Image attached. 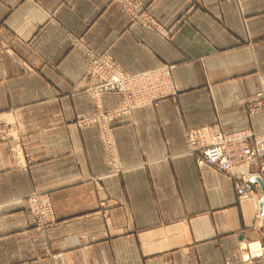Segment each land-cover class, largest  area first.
<instances>
[{
    "label": "crops",
    "instance_id": "crops-1",
    "mask_svg": "<svg viewBox=\"0 0 264 264\" xmlns=\"http://www.w3.org/2000/svg\"><path fill=\"white\" fill-rule=\"evenodd\" d=\"M133 9L157 26L131 22L115 0H0V113L18 120L22 161L0 138V264H226L242 241L264 243L261 196L240 199L235 179L199 167L186 134L264 130V106L250 109L264 84V0ZM78 39L126 74L169 66L177 90L109 122L117 172L98 124L79 122L96 106L77 86L88 65ZM34 191L51 195L55 227L33 225Z\"/></svg>",
    "mask_w": 264,
    "mask_h": 264
},
{
    "label": "built area",
    "instance_id": "built-area-1",
    "mask_svg": "<svg viewBox=\"0 0 264 264\" xmlns=\"http://www.w3.org/2000/svg\"><path fill=\"white\" fill-rule=\"evenodd\" d=\"M127 1L129 2L125 6L129 10L133 9V4L130 0ZM145 18L150 24L155 23L149 16ZM91 74H96V79L99 80V82L91 80L97 90L111 89L122 93L125 99L124 103H126L125 107L129 108L147 105L153 102L159 94L166 96L174 94L176 91L171 85L168 70L165 68L128 75L106 58L95 69H92ZM255 101L257 106H264V88L261 96ZM125 107L121 106L118 109H129H125ZM120 112L121 110H118L117 113ZM188 140L191 147L190 153L196 158L200 167H207L215 172L235 177H240L238 170L245 168L247 171H244L241 177L253 182L256 181V184H259L260 181L264 182V131L247 130L231 133L224 132L215 125H205L201 128L192 129L188 133ZM255 160L260 162V168L257 172L251 173L249 166ZM248 194V192L243 191L242 197H247ZM35 199L33 198V206H37ZM42 202L41 213H38V209L35 213L38 219L39 216L45 218V216L53 213L49 198H43ZM254 242L243 246L246 247L244 248V256L247 259L241 261V264H264V244L261 243V250L255 253L252 247ZM257 256L259 259L256 258Z\"/></svg>",
    "mask_w": 264,
    "mask_h": 264
},
{
    "label": "rangeland",
    "instance_id": "rangeland-1",
    "mask_svg": "<svg viewBox=\"0 0 264 264\" xmlns=\"http://www.w3.org/2000/svg\"><path fill=\"white\" fill-rule=\"evenodd\" d=\"M115 1H116V3L120 4L121 6H123L125 8H126L125 5L129 2L127 0H115ZM218 1H221V0H218ZM130 2L133 4V0H130ZM126 13L129 15V18H130L131 22H137V23L142 24V25L147 26V27L148 26H151V27H156L157 26V23H153V24L151 23L150 24L146 20V18H145L146 16L151 17V15L149 13L135 11L134 9H130ZM85 45L86 44H85V42L82 39H78L74 43V46L77 47L78 49H80L82 47L86 49V57L88 59V65H87V68H86V72H85L82 80L78 83L77 86H78L79 89L85 90L91 95V97L94 99L96 110H95L94 114H92L91 116H89L87 118L86 117L85 118L81 117V119H79V122L82 125H85V126L98 124L99 129H100V133H101L102 138H103V141H104V143L106 145V153H107L109 162L111 163L113 170L117 172V161H116V153H115V148H114L115 141H114V138H113V133H112V129L110 127V123L109 122L112 119H115V118L131 115L134 110L139 109V108H143L145 106L153 105L155 103H158L162 99L172 98L175 95H177V90H176V87H175L174 83L172 82V79H171V76H170V68H169V66L165 65V66L160 67V68H165V69L168 70L169 79L171 81V85L176 90L175 93L174 94H170V95H166V96H164V95L161 96L162 94H159V96L156 97L153 102H151V103H149L147 105H143V106H139V107L137 106L135 108L134 107L133 108L125 107L126 103H124L125 99H124V96H123L122 93L117 92V91H113L111 89H108V90L104 89L102 91L97 90L96 86L94 85V82H92V81L99 82V80L96 79V74L95 75L91 74L92 69H95L102 62V60L106 59V58L110 59L114 63V65H116L118 67H120V66L116 63L114 57L111 54H109V53H99V52H96L94 50H91L90 48L87 49V47ZM8 48H9V45L0 44V51H4V50H6ZM148 71H150V70H148ZM144 72H146V71H143V72H140V73H144ZM136 74H138V73H136ZM128 75H135V74H128ZM263 88H264V84H263ZM262 92H263V89H262ZM106 94H115V95L120 97V101L118 102V104L115 105L114 107H112L111 109L105 108L103 106L102 98ZM259 97H255L254 100L252 102H250L251 103L250 104V109L253 112L258 111V110H260V108L263 107V106L259 107L256 104L255 100L258 99ZM121 106L125 107V109H128V108L129 109L128 110H123L122 108L118 109ZM118 110H121V112L117 113ZM6 120L7 119L4 117V114L0 113V138L11 139L14 142V144L12 146H10L9 152L11 154V157H12V160H13V163L15 164V166L21 167L22 161L20 160V153H19V149L17 148V146H18L17 144L18 143L21 145V135H20L21 132H20V128H19L20 125H18V122H17L18 120L16 121V119H14L12 117L9 118L7 121ZM4 121H6L8 123H5ZM203 126H205V125H203ZM203 126H201V127H203ZM210 126H214V125H210ZM215 126H217L218 128L222 129L219 125H215ZM201 127H198V128H201ZM192 129H197V128L189 129L187 131V133H186L187 137H188V133ZM222 130L224 132H226L224 129H222ZM247 130L249 131L250 129H240V130L230 131V132L232 133V132L247 131ZM262 131H264V130H262ZM258 132H260V131H258ZM244 171H247V169H245V168L244 169H240V170H238V173L241 176H243L242 174H244ZM250 172L254 173V172H257V171H250ZM218 173H220V172H218ZM222 175L227 176L225 174H222ZM241 176L240 177L227 176V177L235 179V185H236L237 189L240 191V195H239L240 199H247L248 197H255V195H258V198L261 196L260 198L262 199V201H264V190L261 189L262 188V186H261V182L262 181H260L258 179L260 181V183L256 184V181L253 182V181H250V180H248L246 178L244 179ZM262 183H264V182H262ZM243 191L249 193L247 195V197H244V198L242 197ZM45 197L49 198V204L52 207L53 213L51 215H49V216H45V218L39 216V219H38L35 213H37V209H38V213H41V209H43L42 199L43 198L45 199ZM33 198H36L35 202L37 203V206H35V205L33 206ZM27 202H28L27 203L28 204V210H29V213H30L31 218H32L31 221H32V223H33V225L35 227H37V228H50V227H55L58 224V219H57L55 207H54L51 195L48 192L34 191L33 193H31L28 196ZM263 230H264V228H263ZM263 233H264V231H263ZM259 241H261V240H259ZM251 242H253V241H242L239 244L237 252H236V254H237L236 257L237 258L235 260H227L226 264H236V263H240L241 261H244V259H247L244 256V253H245L244 248H246V247H243V246L248 245ZM261 243L264 244L262 241H261ZM247 249H248V247H247ZM256 258L259 259L258 256Z\"/></svg>",
    "mask_w": 264,
    "mask_h": 264
},
{
    "label": "bare ground",
    "instance_id": "bare-ground-1",
    "mask_svg": "<svg viewBox=\"0 0 264 264\" xmlns=\"http://www.w3.org/2000/svg\"><path fill=\"white\" fill-rule=\"evenodd\" d=\"M254 242V241H253ZM252 247L254 249V252H259L261 250L260 246L262 247L261 241H256V243H252Z\"/></svg>",
    "mask_w": 264,
    "mask_h": 264
},
{
    "label": "water",
    "instance_id": "water-1",
    "mask_svg": "<svg viewBox=\"0 0 264 264\" xmlns=\"http://www.w3.org/2000/svg\"><path fill=\"white\" fill-rule=\"evenodd\" d=\"M261 183H262V182H261ZM262 187H263V190H264V185H263V183H262ZM263 207H264L263 202H260V211H263Z\"/></svg>",
    "mask_w": 264,
    "mask_h": 264
}]
</instances>
